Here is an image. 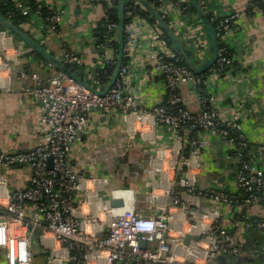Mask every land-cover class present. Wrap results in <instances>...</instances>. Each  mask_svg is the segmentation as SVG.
I'll use <instances>...</instances> for the list:
<instances>
[{
    "label": "built area",
    "instance_id": "obj_1",
    "mask_svg": "<svg viewBox=\"0 0 264 264\" xmlns=\"http://www.w3.org/2000/svg\"><path fill=\"white\" fill-rule=\"evenodd\" d=\"M102 1L87 0V6H97ZM104 1L107 8L101 17L97 43L102 60L92 71L93 84L78 82L51 61L46 63V78L36 72H21L24 79L31 81L26 91L39 102V125L44 138L27 151L0 152V249L6 263L32 264L35 254L32 242L37 232L48 251L45 264H89L92 261L96 264H187V261L197 264V252L201 249L207 259L219 254H237L240 243L224 229L219 212L215 208L208 209L209 205L203 210L197 208L203 200L232 207H264V143L251 149L238 115L222 118L211 90L216 80L233 69V57L223 39L234 20L240 17L241 10L224 17L210 14V20L216 23L217 42L221 45L216 48L214 62L201 75L203 72L188 66L169 43L160 22L151 24L144 15L134 14V9H142L144 3L133 0V9L126 12L129 21L123 24L122 57L125 61L107 88L117 64L116 58L109 57L108 50L114 48L118 39L119 23L110 16L109 8L120 0ZM172 1L181 9L182 0ZM206 1L196 0L203 10ZM259 1L264 6V0ZM0 2L10 7L8 17L18 15L22 24L36 16L41 19L40 26L50 27L55 32L65 12L63 8L47 11L39 0ZM249 6L257 7V1L250 0ZM155 10L161 19L169 21L164 0H160ZM140 27L149 32L150 57L155 61L148 68L147 76L161 77L165 87L164 100L150 110L137 107L138 96L130 78ZM206 49L204 42L196 48L199 60ZM60 60L70 68L82 65L79 54L72 50L63 51ZM105 66L113 67V71L109 74ZM100 82L102 88L96 87L95 83ZM182 84H187L195 95L200 107L198 113L182 105ZM103 110L121 113L128 131L138 129L137 123H153L172 134L171 144H160L153 158H149V185L152 192L161 191L166 196L164 200H157V206L167 212L165 215L145 217L126 204L111 206L109 200H103L96 193L104 180L74 169L73 154L82 144L89 115ZM212 137L225 143L228 147L225 159L235 162L236 192H228L215 184L207 189L198 186L201 161L210 148ZM14 167L30 168L26 186L9 185L5 170ZM78 190L88 194L80 198ZM183 223L184 233L191 234L187 246L182 240L169 237L172 225ZM245 226L264 237V216L247 219ZM141 242L146 246L142 247ZM179 248L186 249V258H179L182 256Z\"/></svg>",
    "mask_w": 264,
    "mask_h": 264
},
{
    "label": "crops",
    "instance_id": "obj_2",
    "mask_svg": "<svg viewBox=\"0 0 264 264\" xmlns=\"http://www.w3.org/2000/svg\"><path fill=\"white\" fill-rule=\"evenodd\" d=\"M39 1L47 11L55 8L65 10L58 32L50 27L40 26L41 19L36 16L20 23L19 29L39 44L58 64H62L60 58L63 51L77 52L82 65H75L73 68L65 66L75 79L85 85L93 84L92 71L102 60L97 43L100 40V23L104 8H107L106 2L103 0L102 4L97 6H87V0ZM249 1L207 0L203 11L224 17L241 10L240 17L234 20L223 39V44L233 57V69L228 75L216 80L211 90L219 115L226 118L237 114L242 123V132L251 149H254V146L264 143V6L249 10ZM164 3L169 18L168 29L184 43L186 49L192 51L191 61L200 66L212 54V39L208 37L204 25L196 21L197 12H184L172 1L164 0ZM76 30H79V38L75 36ZM139 32V43L134 51L130 78L138 96L137 107L150 110L157 102L164 100L165 87L161 77L147 76L148 68L153 66L155 61L150 57L149 32L145 27H140ZM67 33H71V36L66 37ZM202 41L207 45V49L199 60L196 57V48ZM31 49L30 44L7 27L0 29V152L27 151L44 138L43 129L39 125V102L26 91L25 88L31 81L24 79L21 72H36L46 78V63L50 60L45 56L44 60H37L34 55L28 54ZM110 51L109 57L118 59L116 50L112 48ZM51 62L58 67V64ZM95 85L102 88L101 82ZM182 93L183 104L193 111H199V104L187 84H182ZM138 125V129L132 128L128 131V124L121 113L107 110L92 112L86 132L82 136V144L73 154L72 164L76 171L104 180L99 183L102 186L96 193L103 200H109L110 205L112 199L120 198L123 204L145 217L165 215L167 212L157 206V200H164L166 196L161 191L152 192L149 185V158H153L160 144H171L172 134L161 125L137 123L136 127ZM210 139V148L201 161L202 170L197 178L198 186L207 189L215 184L228 192H236V165L224 156L228 147L216 137ZM141 163L142 167L139 166ZM5 173L9 185L23 187L29 182L31 170L29 167H14L6 169ZM86 194L88 193L84 190L77 191L80 198L86 197ZM88 197L92 203V196ZM201 203L198 210H203L205 205H209L208 209L215 208L219 212L222 226L237 238L240 251L235 255L219 254L213 259H207L201 249L197 252L199 264H264V237L258 231L245 226L247 219L264 216L263 206L232 207L205 200ZM178 215L181 216L180 213ZM172 227L170 239L182 240L187 246L189 241L185 242V238L191 234L184 233V223L174 224ZM33 243L38 246L37 251L33 248ZM32 248L35 251L32 264H45L48 251L40 242L39 232L33 239ZM178 250L182 253L179 258H186V249ZM189 263L192 264L187 261V264ZM0 264H7L2 249Z\"/></svg>",
    "mask_w": 264,
    "mask_h": 264
},
{
    "label": "water",
    "instance_id": "obj_3",
    "mask_svg": "<svg viewBox=\"0 0 264 264\" xmlns=\"http://www.w3.org/2000/svg\"><path fill=\"white\" fill-rule=\"evenodd\" d=\"M124 1L125 0H120L119 5H118V19H119V23H118V41H119L118 59H117V64H116L115 70H114L113 75H112V77H111V79H110V81H109V83L107 85V88L110 87L111 84L114 82V80H115V78H116V76H117V74L119 72L121 63H122V48H123V42H124V36H123V19H124L123 3H124ZM140 1H142L144 4H146L148 6V8L150 9V11L153 13V15H155V17L159 20L162 29L169 36V38H170V40L172 42V45L174 46L175 50L184 57V59H185V61H186L188 66H190L196 72H203L208 67H210L212 65V63L215 60V53H216V48H217V39H216L214 28L212 27V25H211L207 15H206V13L199 6V4L196 2V0H188V2L191 3V5L194 7V9L197 12L196 21L197 22H201L204 25L208 37L210 39H212V43L210 45V51L212 52V54H211V56H209V58H207L205 61H203V63L200 66H196L191 61V57H192V54H193L192 51L189 50V49H186L185 46H184V43L181 42L180 40H178L174 36V34L168 29V27L164 23V21L159 17L157 11L153 8V6L146 0H140ZM0 23H2L5 27H7L14 34L20 36L24 41H26L28 44H30L31 47H33V48L37 49L39 52H41L47 59H49L50 61H53L55 64H58L53 59V57L51 55H49L39 44H37L32 39H30L29 36H27L25 33H23L13 23H11L10 21L6 20L2 16H0ZM58 67H60L63 71H65L66 73L71 75L70 71L67 69V67L64 64H58ZM77 81L82 83L79 80H77ZM139 166L142 167L143 164L141 163V164H139ZM136 167L137 166L135 165L134 168H136ZM111 205L114 206V207L123 206V201L120 198H114V199L111 200ZM190 239H191V235H187L186 238H185V242H188ZM140 245L142 247H145L146 243L145 242H141Z\"/></svg>",
    "mask_w": 264,
    "mask_h": 264
},
{
    "label": "trees",
    "instance_id": "obj_4",
    "mask_svg": "<svg viewBox=\"0 0 264 264\" xmlns=\"http://www.w3.org/2000/svg\"><path fill=\"white\" fill-rule=\"evenodd\" d=\"M167 1H172V0H167ZM257 1V6L258 7H263L262 6V2L259 1V0H256ZM149 2L153 5V7L155 9H157L158 5L160 4V0H149ZM173 2V1H172ZM133 3L134 1L133 0H126L125 3L123 4V13H124V19H123V24H126L128 21H129V17H127L126 15V12L127 10H132L133 9ZM174 4V2H173ZM117 6H118V1H116L114 3V5L112 7L109 8V11H110V16L113 18V20H115L116 22H119V19H118V12H117ZM249 10H250V6L248 7ZM181 9L184 11V12H189V13H193V14H196V10L194 9V7L191 5L190 2H186V1H182V4H181ZM10 10V7L7 6L6 4H3L0 2V16H2L3 18H5L6 20H9L11 23H13L16 27H19V24L21 22V18L18 16V15H13L11 17H8V12ZM134 14L135 13H138L140 15H144L148 21L151 23V24H159V21L158 19L155 17V15H153V13L150 11V9L148 8V6L146 4H143V7L142 9H137L135 8L134 9ZM212 27L215 28V25L216 23L211 21L210 20V17L211 15L210 14H206ZM164 21V23L168 26V20H166L165 18L162 19ZM4 28V25L0 23V29H3ZM166 38L168 39L169 43L171 44V40L169 38V36L164 32ZM220 42L218 41L217 42V46L218 48L220 47ZM114 48H116L118 50L119 48V41L117 39V41L114 42ZM28 54H32L34 55V57H36V59L38 60H44V55L39 52L37 49L33 48L28 52ZM125 61V58L122 57V62ZM104 69H107L108 70V73L110 74L112 71H113V67H107L105 66ZM205 72L201 73V75H203ZM183 106H185L183 103H182ZM187 107V106H186ZM200 111V109H199ZM199 111H194L196 113H198ZM226 166V165H225Z\"/></svg>",
    "mask_w": 264,
    "mask_h": 264
},
{
    "label": "rangeland",
    "instance_id": "obj_5",
    "mask_svg": "<svg viewBox=\"0 0 264 264\" xmlns=\"http://www.w3.org/2000/svg\"><path fill=\"white\" fill-rule=\"evenodd\" d=\"M85 23H83V25H84ZM19 28V27H18ZM75 36H76V38H79V30H76V32H75ZM71 36V33H67L66 34V37H70ZM110 50H108V53L110 54ZM33 248L37 251V248H38V246L37 245H35L34 243H33Z\"/></svg>",
    "mask_w": 264,
    "mask_h": 264
}]
</instances>
